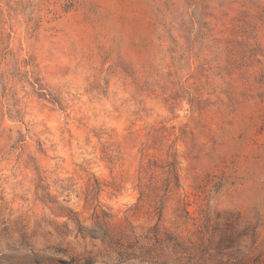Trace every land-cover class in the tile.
Wrapping results in <instances>:
<instances>
[{
  "label": "rangeland",
  "instance_id": "obj_1",
  "mask_svg": "<svg viewBox=\"0 0 264 264\" xmlns=\"http://www.w3.org/2000/svg\"><path fill=\"white\" fill-rule=\"evenodd\" d=\"M0 264H264V0H0Z\"/></svg>",
  "mask_w": 264,
  "mask_h": 264
}]
</instances>
